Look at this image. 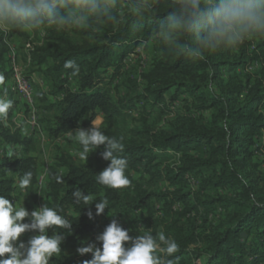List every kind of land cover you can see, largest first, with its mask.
<instances>
[{"label":"trees","instance_id":"16d2710c","mask_svg":"<svg viewBox=\"0 0 264 264\" xmlns=\"http://www.w3.org/2000/svg\"><path fill=\"white\" fill-rule=\"evenodd\" d=\"M188 3L68 0V9H62L65 14L78 6L86 17L79 38L70 42L51 29L47 41L34 50L33 62L45 65L52 82L49 92L39 95L58 106L49 134L56 138L78 127L90 128L100 113L101 130L124 146L119 155L127 160L125 175L130 180L127 193L109 189L96 182L103 169L76 164L69 155L61 157L59 164L65 170L49 168L46 196L72 229L53 226L48 235L55 230L64 233L68 244L102 247L98 237L106 226L91 223L87 213L106 198L105 210L120 217L143 212L133 217L136 226L125 228L130 236L162 233L174 239L179 250L167 257L172 264L264 262V158L260 156L264 151V32H250L242 43L209 46L200 34L170 23L173 15H183ZM123 4L127 11L118 13ZM44 25L51 23L40 26ZM14 36L25 37L23 26L10 25L7 33L0 32V94L16 103L7 43ZM152 42L155 56L141 72L138 66L125 67L130 53ZM68 60L78 65V74L64 67ZM255 63L257 68L249 70ZM119 88L129 95L127 100L110 95ZM139 107L141 112L156 107L170 112L173 119L165 127L152 128L143 118L141 125L122 129V109L139 111ZM1 143L17 144L23 153L0 158V195L9 199L17 189L13 176L19 181L31 172L24 194V206L31 212L39 199L38 165L29 155L31 138L11 132L0 121ZM92 151L103 160V145ZM168 152L182 165H165L171 157ZM133 172L139 177L134 178ZM145 177L146 185L140 184L138 180ZM156 181H166L174 190L149 191L148 185ZM77 188L92 197L91 205L74 202L71 194ZM200 192L211 195L204 198ZM34 234H22L21 241ZM156 255L164 257L159 250ZM91 258L89 253L80 259H50L49 264H83Z\"/></svg>","mask_w":264,"mask_h":264},{"label":"clouds","instance_id":"9594fccd","mask_svg":"<svg viewBox=\"0 0 264 264\" xmlns=\"http://www.w3.org/2000/svg\"><path fill=\"white\" fill-rule=\"evenodd\" d=\"M80 2L86 4L87 0ZM68 7V0H0V27L20 25L36 28L45 22L68 25L74 17V13L62 11ZM185 9L183 15H173L170 23L200 34L209 46L218 42L242 43L248 33L264 32V0H189ZM64 67L72 69V75L79 72L75 61H66ZM12 103L9 99L0 98V116H6ZM70 139L81 146L78 155L82 160L88 159L92 149L95 151L103 145L100 154L110 163L96 174L98 184L109 189H121L130 184L125 175L127 160L119 155L124 147L120 140L106 135L94 123L90 128L78 127L71 131ZM31 177V172L26 173L19 180L18 187L21 190L27 188ZM71 195L76 204H92V197L80 188ZM107 207L106 198L99 200L95 203L96 214H103ZM87 215L91 218L92 212L88 211ZM53 226L72 229V224L47 204L29 212L24 205L16 207L0 195V264H49L53 254L61 251L65 239L63 232L55 230L51 236L48 235ZM26 232L35 234L27 242L21 241V235ZM98 240L102 241V247L92 243L77 249L81 256L92 254V258L83 264H172L167 257L179 250L176 241L162 233L158 237L151 234L130 236L129 230L118 225L115 218ZM157 250L164 253V257L157 256Z\"/></svg>","mask_w":264,"mask_h":264},{"label":"rangeland","instance_id":"374dc122","mask_svg":"<svg viewBox=\"0 0 264 264\" xmlns=\"http://www.w3.org/2000/svg\"><path fill=\"white\" fill-rule=\"evenodd\" d=\"M150 0H142L143 4L148 3ZM130 7H134L133 4H129ZM128 7V6H127ZM80 7L75 6L69 11V14L74 13L73 22L68 25H60L57 26L53 23L51 25H44L36 28L26 27L23 26L25 31V37H11L7 39V43L9 45L10 50L13 49L15 53V61L19 67L20 72L23 76L30 78L32 83V88L34 91V98H35V107L38 109L41 114L39 116V127L36 129H32L29 127L27 123V116H28V107L23 106L20 107L24 103L22 99L18 96L14 97L17 99L16 103H12V106L8 109L6 116H0V121L2 124L8 128L11 132L17 131L21 133V135H25L31 138V146L33 149L29 152V155H33L36 158L37 165H38V203L36 204L35 208L41 207L44 204H47L48 207L52 208V206L48 203L47 199V173L49 168L55 167L59 173L64 172L65 168L60 166L59 159L65 156H71V160L76 164H91L96 167H100L101 169H105L110 161L99 160L95 157L93 152H91L88 156L87 160L80 159L78 153L81 151V146L75 142L74 140L70 139V133L61 135L59 137H52L49 134V127L52 125L54 121V116L58 111V106L56 104L51 105L47 99L41 98L39 95L40 93H47L51 87L50 79L47 78V75L44 72L45 65L39 66L33 62V52L36 48L40 47L47 41L49 36V30L54 29L60 31L61 34L68 39L70 42H75L79 36L78 32L87 26L86 17L85 15H81ZM127 11L124 4L119 7L118 13H124ZM9 31V26L5 27V30L0 29V32L7 33ZM30 42L33 50H29L26 48V44ZM155 43L152 42L146 49L142 50L143 56L145 57L146 62H151V60L155 56ZM10 61V58H9ZM139 66L137 62H133L130 64L131 66ZM257 67H255L256 69ZM114 99H124L127 100L129 95L125 93L123 88L114 89L110 94ZM0 98H6L0 94ZM7 99V98H6ZM25 104V103H24ZM19 105V106H18ZM26 105V104H25ZM138 110L129 111L127 109H122V115L119 118V126L124 129L128 130L134 126L141 125L142 119L146 120V124L149 127L157 128V127H165L167 126L168 122L173 119V115L170 112L161 111L158 108L154 107L146 112H141L142 108H138ZM103 117L99 113L92 123L96 124L98 127L102 125ZM92 125V124H91ZM22 155L21 148L17 144H0V158L4 155ZM261 157L264 158V151L260 152ZM171 155L165 161V165L171 167L181 166L182 162L179 163L178 157L168 152ZM264 166V159L261 164ZM43 176V179H41ZM134 178L139 177L137 172H133ZM15 185L17 186L16 192L9 197V200L16 206L20 207L25 204L24 201V194L25 189L21 190L18 187L19 181L16 179L15 176ZM148 180V177H145L143 180L139 179L138 182L140 184H145ZM149 191L161 192V191H173V186H170L166 181H156L148 185ZM39 187V188H38ZM125 193L128 192V188H122ZM201 195L206 198V196L211 195V192L202 193ZM125 196V195H124ZM123 196V197H124ZM127 197H124V200L127 201ZM176 208V207H175ZM90 211L92 212V216L90 218L91 223L105 225L106 227L112 222V219L115 218L117 220L118 225H120L123 229L126 227H134L136 224L132 223L133 217H139L141 215V211H137L135 213L130 212L127 215H123L122 217L118 216V214H114L113 210H105L103 214L97 215L96 210L91 207ZM115 216V217H113ZM142 227V226H141ZM21 240V237H20ZM80 247H87L86 243H76V244H68L65 241L61 244V251L58 253L53 254L51 259H65L70 256H76L77 258H83L78 254L77 249ZM89 254V253H88ZM86 255V254H85Z\"/></svg>","mask_w":264,"mask_h":264},{"label":"built area","instance_id":"2783aa9c","mask_svg":"<svg viewBox=\"0 0 264 264\" xmlns=\"http://www.w3.org/2000/svg\"><path fill=\"white\" fill-rule=\"evenodd\" d=\"M0 29L5 30V27H0ZM144 45L145 43H143L140 47H138L135 52L130 53L126 57L124 61L126 68L130 67L131 63L137 62L139 65L138 66L139 72H141V70L147 66V62L145 61L146 59L142 53ZM26 48H28L29 50H33V47L31 46L30 42L26 44ZM8 58H10V68L12 73L11 90L16 96L22 99L26 104V106L28 107L27 123L29 127H31L32 129H36L39 127V116L41 112L35 107L36 101L34 98V91L32 88L31 80L30 78L23 76L22 73L20 72L19 67L15 61V53L13 49L9 51ZM255 67H257L256 63L253 64L251 67H249V70H252ZM41 179H43V176H41ZM190 182L193 186L195 185V181L191 178H190ZM260 264H264V262Z\"/></svg>","mask_w":264,"mask_h":264}]
</instances>
